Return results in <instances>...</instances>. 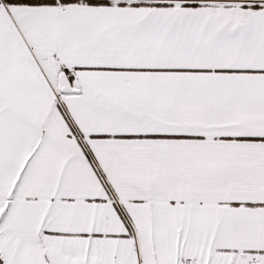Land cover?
<instances>
[{
    "label": "snow or ice",
    "instance_id": "snow-or-ice-1",
    "mask_svg": "<svg viewBox=\"0 0 264 264\" xmlns=\"http://www.w3.org/2000/svg\"><path fill=\"white\" fill-rule=\"evenodd\" d=\"M0 264H264V0H0Z\"/></svg>",
    "mask_w": 264,
    "mask_h": 264
}]
</instances>
